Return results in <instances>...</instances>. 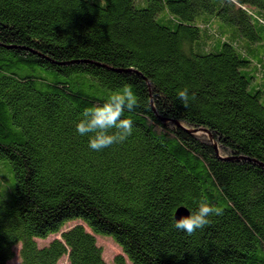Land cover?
<instances>
[{"label": "trees", "instance_id": "trees-1", "mask_svg": "<svg viewBox=\"0 0 264 264\" xmlns=\"http://www.w3.org/2000/svg\"><path fill=\"white\" fill-rule=\"evenodd\" d=\"M124 85L132 135L93 151L75 125ZM1 161L0 264H264V0H0Z\"/></svg>", "mask_w": 264, "mask_h": 264}, {"label": "clouds", "instance_id": "clouds-1", "mask_svg": "<svg viewBox=\"0 0 264 264\" xmlns=\"http://www.w3.org/2000/svg\"><path fill=\"white\" fill-rule=\"evenodd\" d=\"M106 6V0H105ZM184 108L189 105V89L183 88L177 93ZM195 99V94L191 96ZM139 99L131 85H124L121 90L109 95L101 105L85 108L75 128L80 136L88 137V146L93 151H102L115 144L123 143L133 132V121L125 118V110L132 111L139 107ZM223 215V208L210 205L206 199L198 203L197 210L188 216L173 220L178 231L193 235L211 224L210 217Z\"/></svg>", "mask_w": 264, "mask_h": 264}, {"label": "rangeland", "instance_id": "rangeland-1", "mask_svg": "<svg viewBox=\"0 0 264 264\" xmlns=\"http://www.w3.org/2000/svg\"><path fill=\"white\" fill-rule=\"evenodd\" d=\"M217 27L216 22L214 21L213 24L211 25V29L215 30ZM231 29H233V27H231ZM1 161V164H4V168H5V172H7V168L9 167L7 163ZM10 181V183H9ZM12 180L11 177H9L8 179V183L11 184ZM79 223V220H71L68 221L64 228H70L73 225ZM55 236L58 235H49L46 239H37V243L38 245H44L46 244L48 241H50L52 238H54ZM95 239H96V243L98 246L101 247L102 249V257L103 259L107 262V263H111L113 258L115 257V255L117 254H121L122 250L119 247V245L110 237V236H105V235H95ZM15 250V256L12 260H10L7 264H19V259H18V255H17V251H18V246L14 247ZM58 264H67V260L66 257H62L59 261Z\"/></svg>", "mask_w": 264, "mask_h": 264}, {"label": "water", "instance_id": "water-1", "mask_svg": "<svg viewBox=\"0 0 264 264\" xmlns=\"http://www.w3.org/2000/svg\"><path fill=\"white\" fill-rule=\"evenodd\" d=\"M182 216H188V212L186 209L180 207L176 210L175 218L179 219Z\"/></svg>", "mask_w": 264, "mask_h": 264}]
</instances>
